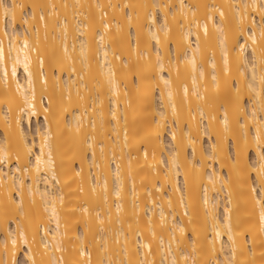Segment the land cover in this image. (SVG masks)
I'll return each instance as SVG.
<instances>
[{
    "label": "bare ground",
    "instance_id": "1",
    "mask_svg": "<svg viewBox=\"0 0 264 264\" xmlns=\"http://www.w3.org/2000/svg\"><path fill=\"white\" fill-rule=\"evenodd\" d=\"M20 252L264 264V0H0V264Z\"/></svg>",
    "mask_w": 264,
    "mask_h": 264
},
{
    "label": "rangeland",
    "instance_id": "2",
    "mask_svg": "<svg viewBox=\"0 0 264 264\" xmlns=\"http://www.w3.org/2000/svg\"><path fill=\"white\" fill-rule=\"evenodd\" d=\"M24 10H26V7H25V9L23 8V12H24ZM157 15L159 16V12H157ZM65 117H67V112L65 114ZM40 122H42V121H40ZM36 124H37V122L35 120H33V123H32V129H33V131L36 129ZM166 142H167V146L169 148V146H170V140H169V137L168 136L166 137ZM205 145L208 146V139L205 140ZM17 264H25V257L23 255V252H20L19 253V257L17 259Z\"/></svg>",
    "mask_w": 264,
    "mask_h": 264
}]
</instances>
